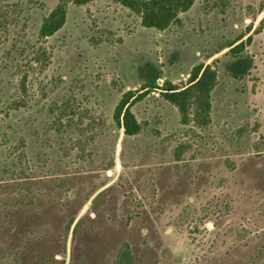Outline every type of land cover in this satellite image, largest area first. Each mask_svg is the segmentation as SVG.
<instances>
[{
    "label": "rangeland",
    "instance_id": "1",
    "mask_svg": "<svg viewBox=\"0 0 264 264\" xmlns=\"http://www.w3.org/2000/svg\"><path fill=\"white\" fill-rule=\"evenodd\" d=\"M263 2L196 0L164 31L70 3L41 39L59 0H0V264H264ZM200 64L211 122L184 125L161 89ZM150 80L125 136L114 111Z\"/></svg>",
    "mask_w": 264,
    "mask_h": 264
},
{
    "label": "trees",
    "instance_id": "2",
    "mask_svg": "<svg viewBox=\"0 0 264 264\" xmlns=\"http://www.w3.org/2000/svg\"><path fill=\"white\" fill-rule=\"evenodd\" d=\"M93 1L95 0H59L57 6L43 19L39 37L41 39L53 37L65 26L70 3L83 6ZM114 1L138 15L144 27L159 31H164L177 22L179 15L189 11L196 2V0ZM261 9L264 11V2ZM249 40H251V36H249ZM235 44L236 42L224 47V49L231 48L230 51L234 53L243 45L234 46ZM234 76L238 77L236 74ZM217 84V69L212 64H200L193 69L189 83L185 88L178 89L171 83H165L161 91L164 99L178 108L182 124L194 123L197 126H207L211 122L212 92ZM157 85L155 80H150L143 86L142 90L128 91L122 96L114 111L113 119L123 129L125 136L132 137L140 134L142 127L132 108L145 99L150 91L158 89ZM79 223L80 221L77 226ZM129 257V253L123 255L125 259H129Z\"/></svg>",
    "mask_w": 264,
    "mask_h": 264
}]
</instances>
